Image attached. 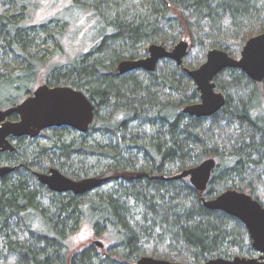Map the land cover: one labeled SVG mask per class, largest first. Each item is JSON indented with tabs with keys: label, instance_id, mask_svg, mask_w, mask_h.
Listing matches in <instances>:
<instances>
[{
	"label": "trees",
	"instance_id": "16d2710c",
	"mask_svg": "<svg viewBox=\"0 0 264 264\" xmlns=\"http://www.w3.org/2000/svg\"><path fill=\"white\" fill-rule=\"evenodd\" d=\"M257 1L159 0L141 14L120 9L123 0H70L55 14L53 19L66 23L65 13L76 11L94 20L95 44L69 68L52 66L45 76L47 85L82 90L94 117L84 133L45 128L50 145L11 137L14 150L0 152V164L13 166L0 176V264H135L147 255L194 264L256 254L243 223L204 207L201 198L233 188L264 205V79L255 82L240 69H224L214 77L224 105L196 117L182 111L199 98L185 71L195 63L189 52L182 65L162 59L142 74H119L115 65L146 54L137 51L143 41L162 40L168 48L177 37L201 56L210 48L234 56L249 37L264 32ZM7 6L0 0V48L27 64L7 72L0 63V107L18 103L13 93L30 95L38 74L26 50L28 28L19 24L27 5L21 2L16 13ZM208 157L216 165L203 192L186 177L163 178ZM51 167L74 180L108 179L81 194L55 192L35 176ZM83 219L96 235H110L104 253L94 245L70 251L69 236Z\"/></svg>",
	"mask_w": 264,
	"mask_h": 264
},
{
	"label": "water",
	"instance_id": "95a60500",
	"mask_svg": "<svg viewBox=\"0 0 264 264\" xmlns=\"http://www.w3.org/2000/svg\"><path fill=\"white\" fill-rule=\"evenodd\" d=\"M191 44L186 39L179 40L171 49L163 44L151 43L147 54L134 59H123L116 65L119 74L130 71H153L162 59H171L182 65ZM226 68L240 69L255 82L264 79V32L249 37L243 44L239 57L229 55L225 50L210 48L205 60L196 68H185L186 73L199 91V100L186 105L183 112L196 117H208L217 112L225 103V96L216 90L214 77ZM15 114L17 119H8ZM94 117V105L86 94L69 85L41 84L22 101L0 108V152L14 150L11 137H36L45 128L67 126L77 132L87 131ZM216 165L213 157H208L196 165L183 169L164 179L188 178L199 192L206 189L212 170ZM13 166L1 165L0 176L12 171ZM40 183L55 192L81 194L96 189L108 177H85L74 180L57 168L46 172H36ZM204 207L223 211L245 226L251 246L258 257L234 256L232 258H211L194 264H264V205L250 194L228 188L212 198H201ZM102 246L100 241H95ZM135 264H184L152 256H141Z\"/></svg>",
	"mask_w": 264,
	"mask_h": 264
},
{
	"label": "rangeland",
	"instance_id": "374dc122",
	"mask_svg": "<svg viewBox=\"0 0 264 264\" xmlns=\"http://www.w3.org/2000/svg\"><path fill=\"white\" fill-rule=\"evenodd\" d=\"M154 1L159 0H123L120 9L147 14L151 8L150 3ZM164 1L166 3L173 2V0ZM1 2L8 3L6 8L9 13H16L21 2L23 4L25 2V5H27V10H25L26 15L23 18L24 20L18 21L20 25L22 24L28 28V32L26 33L30 35L31 40H29L30 42L27 44L26 50L33 55L31 56V60L38 68V74L32 83V91L37 86L46 84L45 76L50 67L61 65L64 69L69 68V63L73 61L76 56L87 52L97 41L92 35L95 31H92L94 20L84 13H79L78 11L72 14L65 13V16L69 17L67 20L68 23L53 19L57 12L66 10V7L70 6V0H1ZM257 6L261 7V14L264 15V0H258ZM91 11H93L92 8ZM20 17V15L17 16V18ZM173 30L174 28L172 27L165 30L164 33H166V37L171 36ZM179 40H181V38L177 37L172 42L169 41L168 43H170V46L168 49H171ZM151 43L163 44L166 47L162 40L143 41L137 46L138 53L147 49L148 45ZM206 52L201 56L196 50L189 51L190 58L195 60L192 68L198 67L205 60ZM239 53L235 54L233 57H239ZM146 54L142 52L141 57ZM0 63L2 65L5 64V69H8L7 72H10L12 70H9V68L17 67L21 63L25 66L27 61H23V58L18 53L14 54L8 50L0 48ZM17 70L18 69H16V71ZM138 71V73H141L140 71L143 70ZM13 96L17 99L18 97L20 98L18 102L22 100L21 95L19 96L13 93ZM6 107L8 106H1L0 108ZM95 137H99L98 134H96ZM51 140L52 138L50 136L41 131L40 134L36 136L34 143L48 146L50 145ZM28 141L29 137H26L25 142ZM1 165L6 164H0V166ZM95 241H100L102 246L97 245ZM67 243L70 251L94 245L100 252L104 253L106 248L111 244V237L108 233L96 235L92 224L86 219H83L79 224L78 229L69 236ZM252 257H257V254Z\"/></svg>",
	"mask_w": 264,
	"mask_h": 264
},
{
	"label": "flooded vegetation",
	"instance_id": "af4514ba",
	"mask_svg": "<svg viewBox=\"0 0 264 264\" xmlns=\"http://www.w3.org/2000/svg\"><path fill=\"white\" fill-rule=\"evenodd\" d=\"M189 43H190V42H189ZM190 47H191V46H190ZM189 49H190V48H189ZM188 52H189V50H188ZM182 64H183V63H182ZM216 90H217V89H216ZM33 91H34V90H33ZM33 91H32V92H33ZM218 91H219V90H218ZM32 92H31V93H32ZM31 93H30V94H31ZM223 95H224V94H223ZM224 96H225V95H224ZM198 100H199V98H198ZM198 100H197V101H198ZM197 101H196V102H197ZM8 119H10V120H15V119L12 118V115H11ZM16 119H17V116H16ZM15 138H17V137H15ZM18 138H22V137H18ZM6 151H8V150H6ZM256 254H257V257L260 256V253H257V252H256ZM256 254H255V255H256ZM248 257H252V256H248Z\"/></svg>",
	"mask_w": 264,
	"mask_h": 264
},
{
	"label": "bare ground",
	"instance_id": "6f19581e",
	"mask_svg": "<svg viewBox=\"0 0 264 264\" xmlns=\"http://www.w3.org/2000/svg\"><path fill=\"white\" fill-rule=\"evenodd\" d=\"M22 100H23V99H22ZM22 100H21V101H22Z\"/></svg>",
	"mask_w": 264,
	"mask_h": 264
}]
</instances>
